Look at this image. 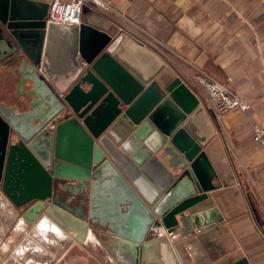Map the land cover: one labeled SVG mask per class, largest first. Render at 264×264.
Instances as JSON below:
<instances>
[{
  "label": "crops",
  "instance_id": "0c3cea01",
  "mask_svg": "<svg viewBox=\"0 0 264 264\" xmlns=\"http://www.w3.org/2000/svg\"><path fill=\"white\" fill-rule=\"evenodd\" d=\"M40 1L51 3L52 0ZM104 1L108 9H97L102 14L117 23L125 19L136 29L145 31L144 37L153 39L148 40L131 32L165 60L163 80H168V75H183L195 84L190 73V65H193L233 89L235 83L230 80L233 67L229 66L230 57L226 56L228 45L222 39L229 38L236 30L224 28L225 17L221 16L223 1ZM124 39L126 36L121 35L120 41ZM118 45L114 44L102 52L90 67L126 103H131L145 85L113 56L114 48ZM78 49V27L47 21L41 63L36 65L8 35L0 21V106L6 108L8 118L16 129L13 137L25 140L45 165L53 151L57 125L72 116L62 94L71 89L85 69ZM36 81L43 87L42 92H36ZM241 95L242 99L252 104L247 113L251 122L264 126V104L249 98L246 93ZM59 103L65 111H60ZM9 115L19 119L28 117L22 130L15 126ZM240 116L237 111L230 113L219 126L213 118L210 119L208 109L201 102L188 118L187 128L203 145L218 173L214 179L219 182L218 188L212 192L207 204L217 205L224 220L197 229L196 233L188 236L183 234L181 227L164 234L168 236L164 239L173 246L181 264H225L241 257H247L250 264H264V232L250 210L242 186L243 180L247 183V192H251L258 201L264 215V152L253 142L251 130L248 131L247 126H240L244 122ZM39 138H44L45 142L36 145ZM96 144L103 147L106 156L156 215H164L191 193L183 189L185 184L192 181L187 171L188 163L152 127L138 128L122 144L115 143L108 135L96 140ZM236 198L242 207L239 212L234 211ZM1 200L0 195V203ZM52 202L75 214L82 212L68 205L63 195L53 196ZM27 225L26 221L19 222L16 233L24 231L23 235L26 236L29 232ZM93 236L91 234L87 243L101 246ZM150 238L151 232L147 239Z\"/></svg>",
  "mask_w": 264,
  "mask_h": 264
},
{
  "label": "water",
  "instance_id": "95a60500",
  "mask_svg": "<svg viewBox=\"0 0 264 264\" xmlns=\"http://www.w3.org/2000/svg\"><path fill=\"white\" fill-rule=\"evenodd\" d=\"M49 6L40 0H0L1 23L36 65L41 63ZM78 35L85 69L62 96L72 116L56 127L50 164L45 165L23 139L11 142L0 154L4 194L16 207L34 201L23 217L31 225L39 218L7 264H54L70 242L85 243L90 229L117 264H143L153 225L169 231L181 227L188 236L224 220L217 205H205L218 188L219 182L214 181L218 173L187 128L202 98L180 75L163 80L165 60L131 38L120 41L119 26L100 11L84 10ZM117 43L113 56L145 85L131 103L90 67ZM8 126L16 132L11 121ZM145 126L161 133L183 155L192 179L183 186L191 193L162 216L156 215L96 144L104 134L122 144ZM55 179L90 182L87 218L51 202ZM225 264L250 263L241 257Z\"/></svg>",
  "mask_w": 264,
  "mask_h": 264
},
{
  "label": "rangeland",
  "instance_id": "374dc122",
  "mask_svg": "<svg viewBox=\"0 0 264 264\" xmlns=\"http://www.w3.org/2000/svg\"><path fill=\"white\" fill-rule=\"evenodd\" d=\"M102 1L106 4L104 0ZM221 1H223V13L221 16L225 17L224 22L226 24L224 28L236 30V32L232 33L229 38L222 39L225 44L228 45L226 56L230 57L229 66L233 67L231 71L233 73V78L231 77L230 80L234 81L235 83V85H232L233 89L227 87L225 84L224 85L230 90L235 91L241 98L243 97L241 94L246 93L249 98H254L264 104V0ZM89 7L91 8L90 5L86 6L84 10H87V8L89 9ZM97 9H108V5L106 4L105 8L98 7ZM122 18H124V16H122ZM122 20L123 21L119 23L112 20L119 26L120 33L125 35L126 38H131L149 48L145 42L143 43L141 40L139 41L138 37L133 35V33L131 34V32H134V34H137L142 38H147L148 40L153 39L144 37L146 36L145 31L136 29L137 27L133 26L131 23H128L125 19ZM124 21H126L128 25L123 23ZM192 66L193 65H190V68H192L190 73L192 75L191 78L195 81L196 87L194 83H191L190 80L185 78L183 75L182 78L187 81L194 91L202 98L201 102L204 103L206 109H208V116H210V119L213 118L214 122L221 126L224 123V119L227 115L237 111V113L241 114V120H244L240 126H247L248 131H250L251 119L247 115L248 112L242 113L238 109H233L234 111L231 110L226 113H217L212 107H210L208 97L196 78L200 72L205 71L199 69L196 66ZM173 78L175 77L168 75V81H171ZM21 79H23V76ZM247 102L250 103L249 101ZM2 108L6 110L5 107ZM62 110L65 111L64 106ZM243 115H245V117ZM149 138H147V141H149ZM12 141L16 142L18 139L12 136ZM240 178L242 177L240 176ZM70 181L71 180L67 179H55L53 185L54 196L63 195L64 200L68 205L75 209H81L87 218L89 210V195L91 190L90 182L87 181L88 190L85 192L70 193V191L65 189V183ZM242 186L245 189L246 200L250 210L255 216L260 229L264 232V215L261 213L258 201L253 197L251 192H247V183L243 180ZM0 195L2 197L0 203V264H7L9 258L13 257V250L25 237L23 235L24 231L16 233V227L19 222H24L23 214L34 201L24 205L23 207H16L4 194L2 190V184H0ZM205 205L210 206V204L207 203ZM234 207L235 212H239L241 210V203L238 199ZM37 222L38 220L36 223ZM27 226H29L27 227V231H29L32 228V225L29 224ZM151 235L152 238H150V240L157 239L159 237L158 234L154 232H151ZM19 240L20 242L16 245V242ZM150 240L147 239L145 244L147 245ZM100 245L101 246L94 243H87V240L82 244L78 242H70V244H68L65 249L62 250L60 257L56 258L54 264H117L113 257L106 251L105 247L101 243Z\"/></svg>",
  "mask_w": 264,
  "mask_h": 264
},
{
  "label": "built area",
  "instance_id": "2783aa9c",
  "mask_svg": "<svg viewBox=\"0 0 264 264\" xmlns=\"http://www.w3.org/2000/svg\"><path fill=\"white\" fill-rule=\"evenodd\" d=\"M90 3L94 6L90 5ZM89 5L94 9L98 7L105 8L106 6L102 0H52L47 14V21L77 28L82 23L84 8ZM22 72L25 73L26 71L22 70ZM196 78L208 97L210 107L217 113H226L233 109L247 113L252 108V105L244 101L235 91L230 90L223 83L217 81L207 73L200 72ZM62 108L63 106L61 110ZM250 130L253 142L258 144L264 152V126L250 122ZM67 180L71 181L65 183V189L70 191V193L85 192L88 190L86 180ZM76 210L78 209L76 208ZM151 232L158 234V236H163L167 230L162 225H153Z\"/></svg>",
  "mask_w": 264,
  "mask_h": 264
},
{
  "label": "bare ground",
  "instance_id": "6f19581e",
  "mask_svg": "<svg viewBox=\"0 0 264 264\" xmlns=\"http://www.w3.org/2000/svg\"><path fill=\"white\" fill-rule=\"evenodd\" d=\"M28 76H29V74L27 72L26 77H28ZM42 88L43 87H41V84L39 83V81H36V92H42L43 91ZM59 105H60L59 107H62V104L59 103ZM36 110L37 109H35L33 112H35ZM60 111H61V108H60ZM30 116L31 115H29V119L31 118ZM27 118H28L27 116L22 117L20 119L16 117V118H11V120L15 124V126H17V128H20L22 130L23 126H25V124L27 122V120H26ZM44 142H45L44 138L43 139L39 138L38 141L36 142V145L43 144ZM52 150H53V148H52ZM23 219H24V217H23ZM24 221H26V220L24 219ZM91 234H94V233L90 229L89 234H88V238H90ZM167 237H168L167 235H163L162 237L155 239V240L151 241L150 243H148V245L146 246V251H145V262H144V264H181L173 246L168 242V240L164 239ZM93 238L99 242V240L96 236H93Z\"/></svg>",
  "mask_w": 264,
  "mask_h": 264
},
{
  "label": "flooded vegetation",
  "instance_id": "af4514ba",
  "mask_svg": "<svg viewBox=\"0 0 264 264\" xmlns=\"http://www.w3.org/2000/svg\"><path fill=\"white\" fill-rule=\"evenodd\" d=\"M0 106V154L8 148L11 144L12 136L14 134L13 128H9L8 122L10 121L7 115V111ZM12 117V115H9Z\"/></svg>",
  "mask_w": 264,
  "mask_h": 264
}]
</instances>
